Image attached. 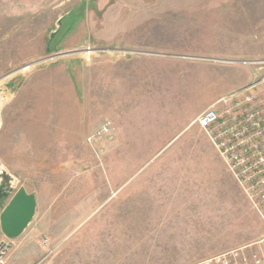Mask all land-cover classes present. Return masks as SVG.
I'll use <instances>...</instances> for the list:
<instances>
[{
	"label": "rangeland",
	"instance_id": "1",
	"mask_svg": "<svg viewBox=\"0 0 264 264\" xmlns=\"http://www.w3.org/2000/svg\"><path fill=\"white\" fill-rule=\"evenodd\" d=\"M262 56L264 0H0V170L36 201L0 264L39 245L45 264H204L260 239L195 119L249 79L227 60Z\"/></svg>",
	"mask_w": 264,
	"mask_h": 264
},
{
	"label": "built area",
	"instance_id": "2",
	"mask_svg": "<svg viewBox=\"0 0 264 264\" xmlns=\"http://www.w3.org/2000/svg\"><path fill=\"white\" fill-rule=\"evenodd\" d=\"M227 62L247 68L250 79L216 99L196 117L195 122L204 130L264 224V56ZM110 128V122L105 121L96 136L109 132ZM94 138L95 135L89 136L87 141L91 142ZM263 241L264 236L204 264H264L260 248ZM251 247L255 249L247 252ZM8 251L6 244H0V263L5 260ZM44 260L42 258L34 264H44Z\"/></svg>",
	"mask_w": 264,
	"mask_h": 264
},
{
	"label": "water",
	"instance_id": "3",
	"mask_svg": "<svg viewBox=\"0 0 264 264\" xmlns=\"http://www.w3.org/2000/svg\"><path fill=\"white\" fill-rule=\"evenodd\" d=\"M35 205L34 195L19 189L0 213V228L3 234L7 237L18 236L31 221Z\"/></svg>",
	"mask_w": 264,
	"mask_h": 264
},
{
	"label": "flooded vegetation",
	"instance_id": "4",
	"mask_svg": "<svg viewBox=\"0 0 264 264\" xmlns=\"http://www.w3.org/2000/svg\"><path fill=\"white\" fill-rule=\"evenodd\" d=\"M14 185L15 179L9 174L0 170V213L8 204L12 196L18 191V189L15 190Z\"/></svg>",
	"mask_w": 264,
	"mask_h": 264
},
{
	"label": "trees",
	"instance_id": "5",
	"mask_svg": "<svg viewBox=\"0 0 264 264\" xmlns=\"http://www.w3.org/2000/svg\"><path fill=\"white\" fill-rule=\"evenodd\" d=\"M63 19H62L63 20L62 25L64 26V29L63 30L61 29L62 31L59 29L57 32L51 34L46 51H51L53 49H56L59 41L62 40L64 32L71 28L70 26L72 24V20L74 19V16L72 12H70L68 15L64 16Z\"/></svg>",
	"mask_w": 264,
	"mask_h": 264
},
{
	"label": "crops",
	"instance_id": "6",
	"mask_svg": "<svg viewBox=\"0 0 264 264\" xmlns=\"http://www.w3.org/2000/svg\"><path fill=\"white\" fill-rule=\"evenodd\" d=\"M249 79H250V77H249ZM248 79V80H249ZM248 80H246L245 81V83L248 81ZM35 203H36V201H35ZM36 206V205H35ZM254 210V209H253ZM34 211H35V209H34ZM255 211V210H254ZM256 212V211H255ZM256 214H257V212H256ZM257 216L259 217V215L257 214ZM260 218V217H259ZM261 220V219H260ZM262 222V221H261ZM263 225V228H264V224H262ZM264 236V233L262 234V236L261 237H263ZM26 244H28V242H25V241H23V242H15L14 243V245H16V246H18V245H20V248H22L21 246L23 245H26ZM24 247H26V246H24ZM260 248H261V251L263 252V255H264V241L262 242V244H260ZM255 248L254 247H251V248H248V250H247V252H249V253H251L253 250H254ZM9 251H10V249H9ZM9 251H8V253H9ZM46 252V250H44V246L42 245V246H40L39 245V250L34 254V256L30 259V260H35L34 262L33 261H31V262H29L28 264H34L36 261H38V260H40V259H42V258H45L46 259V257H47V255H44V253ZM8 253H7V257H8ZM44 255V256H43ZM7 259V258H6ZM8 260H9V258H8ZM45 264V263H44Z\"/></svg>",
	"mask_w": 264,
	"mask_h": 264
},
{
	"label": "bare ground",
	"instance_id": "7",
	"mask_svg": "<svg viewBox=\"0 0 264 264\" xmlns=\"http://www.w3.org/2000/svg\"><path fill=\"white\" fill-rule=\"evenodd\" d=\"M94 50V49H93ZM210 59V58H209ZM28 68H29V66H28ZM10 73V72H9ZM7 75V74H6Z\"/></svg>",
	"mask_w": 264,
	"mask_h": 264
}]
</instances>
